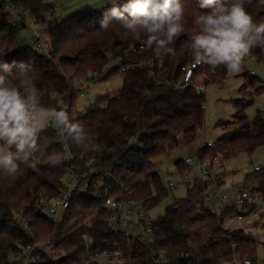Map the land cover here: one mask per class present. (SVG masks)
Segmentation results:
<instances>
[{"label":"trees","instance_id":"16d2710c","mask_svg":"<svg viewBox=\"0 0 264 264\" xmlns=\"http://www.w3.org/2000/svg\"><path fill=\"white\" fill-rule=\"evenodd\" d=\"M182 2L189 21L186 25L188 33L174 45L176 57L169 56L163 61L154 59L151 52L142 51L141 41L125 34L118 25L109 31L101 30L103 12L110 7L107 4L101 11H94L86 5L67 18L51 20L47 24L48 55L41 53L36 46L26 45L2 58L11 65L13 72L21 64H31L38 87L46 93L43 104L57 109L63 108L60 102L68 104V112L96 136L92 149L73 146L74 154L83 156L87 161L93 160L94 167L118 171L126 190L143 199L150 208L167 192L158 171L159 158L182 141H194L204 121L205 94L178 93L176 89L182 67L193 62L189 34L195 31L191 21L199 12L197 0ZM247 11L254 20H264V7H257L255 0ZM14 22L10 14L0 13V33L10 29ZM253 58L264 64V49H254L242 67ZM115 60L121 65L147 61L151 63L148 68H153L155 73L152 76L148 68L138 67L123 72H119L117 67L106 71V67ZM94 73L100 74V81L121 74L123 88L114 97H98L86 115L78 116L73 113L75 95H78L75 82ZM0 74L6 75L2 70ZM227 74L223 68L213 74L207 66H200L195 72V79L209 85L216 78L225 79ZM243 75L246 79L251 78V82L263 81L249 72ZM261 89L263 84L256 91ZM231 123L226 126L227 131L217 140L215 147L205 146L198 151L199 158L219 156L228 159L240 152L252 153L264 144L262 110H258L255 119L249 120L244 110L240 109ZM43 135L52 141L49 151L61 148L55 140L54 130L49 128ZM176 166L180 175L189 169L184 159L178 160ZM37 167L38 172L22 166L14 179H0L1 264L9 263L18 242L27 244L33 240L22 226L24 218L30 221L35 237L53 249L51 256H40L38 264H74L86 259L80 238L85 220L92 226L90 233L94 250L104 246L105 240L120 237L115 233H106V222L100 214H94V202L85 197L73 198L61 222L51 220L44 213V207L62 192L70 165L64 160L61 165L51 167L41 160ZM217 175V183L222 186L224 174ZM209 184L208 181H198L188 185V196L177 199L167 207L165 216L155 221L158 248L171 255L191 253L197 264H217L234 255L254 257L257 240L243 230L232 232L224 227L225 218L241 213L242 209L196 210V204L202 200ZM246 184H254L264 199V172L255 170L247 176ZM233 243H237L238 248L235 249Z\"/></svg>","mask_w":264,"mask_h":264},{"label":"clouds","instance_id":"9594fccd","mask_svg":"<svg viewBox=\"0 0 264 264\" xmlns=\"http://www.w3.org/2000/svg\"><path fill=\"white\" fill-rule=\"evenodd\" d=\"M254 0H197L199 12L192 18L189 34L193 66H207L210 73L223 68L230 74L242 71L254 49H264V20H254L247 8ZM264 7V0H255ZM100 29L118 25L125 34L141 41L142 51L156 60L176 57L174 45L188 33L182 0H108ZM143 38V39H142ZM5 52L0 51V56ZM0 179L15 178L21 167L38 172L43 161L57 167L71 158L73 146L92 149L96 136L67 110L43 104L45 90L38 87L31 64L11 70L0 59ZM52 128L60 149L49 151L52 141L43 133Z\"/></svg>","mask_w":264,"mask_h":264},{"label":"built area","instance_id":"2783aa9c","mask_svg":"<svg viewBox=\"0 0 264 264\" xmlns=\"http://www.w3.org/2000/svg\"><path fill=\"white\" fill-rule=\"evenodd\" d=\"M2 12L25 17L21 0H0V13ZM37 35L36 46L42 48L45 46L44 41L39 33ZM149 64L151 63L147 61H138L121 65L118 60H115L105 70L109 71L117 67L119 72H123L137 67L148 68ZM199 68L200 66H193V62L182 67L181 77L176 84L178 93L191 91L197 95L203 94L204 83L195 79V72ZM148 69L153 76L154 69ZM99 81V73L77 80L75 87L78 95L85 96L88 89ZM115 95L110 94L109 96L114 97ZM60 104L69 111L68 104L63 102ZM203 107L205 108V102ZM215 145L216 143L212 142L205 144L212 148ZM219 158V156H215L212 159H202L197 156L184 159V163L189 169L181 175L183 184L188 186L198 181L210 182L209 189L203 195L202 200L196 204V210L202 212L205 209L218 210L219 206L235 207L242 209L241 213H236L238 219L245 217L252 218L253 221L258 218L264 219V215L259 212V209L264 205V199L254 184H245L243 189H234L229 193L218 185L219 177L215 171V165L221 164ZM65 162L70 165L66 174L70 177V181L64 182L62 192L44 207V213L55 223L61 222L67 215L73 198L75 196L85 197L94 202V214H100L106 222V233H115L120 236L115 240H105L104 246L94 250L93 238L90 233L92 226L88 220H85L80 238L83 241L87 257L80 263L74 264H197L191 253L171 255L166 250L158 248L154 229L156 220L151 217V208L143 199L137 198L126 190L118 176V171L94 167L93 160L87 161L83 156L77 157L72 149L71 158L65 159ZM255 170L264 172L260 166H255ZM170 175L172 178L168 180V186H177L179 182L175 177L180 174L175 171ZM251 206L254 207L251 208ZM22 226L31 234L33 240L27 244L18 242L15 252L10 255L8 264H38L37 260L40 256H51L52 247L35 237L30 221L24 218ZM233 246L235 249L238 248L237 243H233ZM142 249H144L143 254ZM217 264H264V257L259 259L256 250L254 257L234 255L230 259H222Z\"/></svg>","mask_w":264,"mask_h":264},{"label":"rangeland","instance_id":"374dc122","mask_svg":"<svg viewBox=\"0 0 264 264\" xmlns=\"http://www.w3.org/2000/svg\"><path fill=\"white\" fill-rule=\"evenodd\" d=\"M104 1H107L106 4H102ZM107 4L108 0H21L25 17L11 13V18L15 22L8 30L15 36L20 48L26 45L36 46L37 34L39 33L45 46L38 49L44 55H48V22L67 18L86 5H89L94 11H101ZM245 72L260 77L263 81L251 82V78L246 79L243 75ZM123 83L121 74H116L89 88L85 96L75 95L73 113L78 116L86 115L88 110L95 105L98 97L119 94L123 88ZM259 84H263V89L256 91L257 87L260 86ZM203 94H205L204 121L199 127L197 138L192 142L182 141L178 147L162 155L158 160V171L167 192L151 208L153 220L163 218L167 207L177 199L188 196V186L181 182V175L175 177L179 182L177 186H168V180L172 178L170 174L177 171L176 162L178 160L197 157L198 151L204 148L206 143L215 144L227 131L226 126L234 121V116L238 110L243 109L249 120L255 119L258 110L263 111L264 64L258 59H249L240 73H228L225 79L216 78L209 82V85H205ZM231 124L232 126L235 125V123ZM219 159L221 164L215 165V171L224 174L222 188L228 193L233 189H243L247 176L255 171V166L264 169V144L258 146L252 153L240 152L231 158L220 157ZM69 181L70 177L65 176L64 182L68 183ZM226 207L219 206V209ZM259 212L264 215V205L259 209ZM263 222V218L253 221L249 217L238 219L236 214H232L225 218L224 227L232 232L243 230L246 234L253 236L258 242L257 256L262 259L264 257Z\"/></svg>","mask_w":264,"mask_h":264},{"label":"crops","instance_id":"0c3cea01","mask_svg":"<svg viewBox=\"0 0 264 264\" xmlns=\"http://www.w3.org/2000/svg\"><path fill=\"white\" fill-rule=\"evenodd\" d=\"M106 2L107 1H104L102 2V4H106ZM19 48L20 47L18 45V42L16 41L15 36L10 30H6L0 33V51L5 52L3 56H0V59L15 53Z\"/></svg>","mask_w":264,"mask_h":264}]
</instances>
